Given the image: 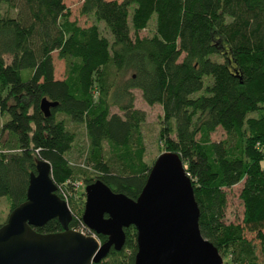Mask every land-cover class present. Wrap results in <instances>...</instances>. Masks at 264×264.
<instances>
[{
	"label": "trees",
	"instance_id": "trees-1",
	"mask_svg": "<svg viewBox=\"0 0 264 264\" xmlns=\"http://www.w3.org/2000/svg\"><path fill=\"white\" fill-rule=\"evenodd\" d=\"M0 5L13 13L0 14V199L11 212L27 200L39 160L51 165L63 200L61 188L76 190L70 125L89 140L86 164L97 176L86 185L101 181L137 200L151 171L138 90L163 109L159 138L185 164L202 236L229 251L226 264H264V0H85L83 14L105 24L112 42L98 24L72 21L65 0ZM154 16V35L140 37ZM54 54L65 64L61 79ZM44 100L56 104L49 117ZM220 128L227 138L213 141ZM242 183V223L226 224L227 191ZM66 195L78 230L84 207L72 208ZM36 231L62 226L52 220ZM125 232L123 250L98 264L135 263L136 231Z\"/></svg>",
	"mask_w": 264,
	"mask_h": 264
},
{
	"label": "water",
	"instance_id": "water-1",
	"mask_svg": "<svg viewBox=\"0 0 264 264\" xmlns=\"http://www.w3.org/2000/svg\"><path fill=\"white\" fill-rule=\"evenodd\" d=\"M42 103L46 117L55 107ZM52 167L39 160L30 175L27 200L0 226V264H98L126 245V229L134 228L138 251L134 264H224L218 249L200 231V209L193 183L179 154L165 152L153 166L141 195L132 200L101 181L85 188L82 220L100 244L70 228L73 214L58 195ZM58 220L62 231H36Z\"/></svg>",
	"mask_w": 264,
	"mask_h": 264
},
{
	"label": "rangeland",
	"instance_id": "rangeland-1",
	"mask_svg": "<svg viewBox=\"0 0 264 264\" xmlns=\"http://www.w3.org/2000/svg\"><path fill=\"white\" fill-rule=\"evenodd\" d=\"M113 1V0H109ZM121 1V0H118ZM85 0H65V4L71 14V20L78 23L81 27H89L93 24H98L102 35L107 37L111 42L113 41L108 29L105 27V24L103 23H97L94 16L89 15L86 16L83 14L82 9L84 6ZM11 13L7 6L0 5V14L6 15ZM155 20L156 16L152 19L151 24L149 27L141 32L139 34L140 37H152L155 33ZM132 37L134 38L135 35L132 31ZM54 60L56 65V75L57 78H63L65 76V64L63 61H60L58 59V54H54ZM136 95V109L144 111L146 113V122L142 125V134L145 140L146 145V162L152 167L157 158L167 152L164 145L161 144L160 141V131L164 126L163 123V109L161 106H154L150 107L148 106L142 98V93L138 90L135 92ZM113 113L120 114L118 109H114ZM71 130L76 131L77 133V140L74 144V147L72 151L68 154V159L72 166L75 169L79 170L78 179L74 180L73 182H76L77 184L75 186V191L72 192L73 188H66L63 190V188L60 189V192L62 195L69 193L72 195L71 198H69V204L73 208V206H76V208H82L85 209L86 204V193L85 188L87 187L85 183V178L89 177L92 179H95L97 176V172L89 167L86 164V159L89 155V140L87 138L86 129L84 127H76L74 125H70ZM227 138V134L225 131H223L221 128L218 129L213 135L212 140L213 141H222ZM262 167L264 169V161L262 163ZM243 183L235 186L234 188L228 190V207L226 210L225 215V223L226 224H240L243 220V214H244V205L243 202L240 199V192L242 190ZM11 213V209L9 207V204L6 200L0 199V225H3L7 222V219ZM250 239H254L252 235H248ZM101 241V239H100ZM101 244L103 242L101 241ZM221 257L224 260V264L230 262L231 260V254L229 251H226L225 253L220 252ZM263 261V259H261Z\"/></svg>",
	"mask_w": 264,
	"mask_h": 264
},
{
	"label": "built area",
	"instance_id": "built-area-1",
	"mask_svg": "<svg viewBox=\"0 0 264 264\" xmlns=\"http://www.w3.org/2000/svg\"><path fill=\"white\" fill-rule=\"evenodd\" d=\"M64 198H65V201L68 203V197L67 195H63ZM74 231H77V232H80L82 233L83 235L85 236H90V237H93L94 239H96L100 244H101V241H100V237L93 231H91L85 224L84 222H82V225H81V228H79L78 230H74Z\"/></svg>",
	"mask_w": 264,
	"mask_h": 264
},
{
	"label": "flooded vegetation",
	"instance_id": "flooded-vegetation-1",
	"mask_svg": "<svg viewBox=\"0 0 264 264\" xmlns=\"http://www.w3.org/2000/svg\"><path fill=\"white\" fill-rule=\"evenodd\" d=\"M100 237H101V235H100ZM102 237L106 239L105 241H107V237H105V236H102ZM103 243H104V242H103Z\"/></svg>",
	"mask_w": 264,
	"mask_h": 264
}]
</instances>
